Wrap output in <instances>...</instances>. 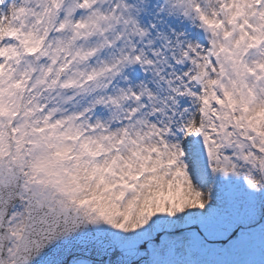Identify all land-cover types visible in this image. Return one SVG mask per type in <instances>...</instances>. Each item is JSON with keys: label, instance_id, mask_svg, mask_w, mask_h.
Instances as JSON below:
<instances>
[{"label": "snow or ice", "instance_id": "snow-or-ice-1", "mask_svg": "<svg viewBox=\"0 0 264 264\" xmlns=\"http://www.w3.org/2000/svg\"><path fill=\"white\" fill-rule=\"evenodd\" d=\"M0 264H264V0H0Z\"/></svg>", "mask_w": 264, "mask_h": 264}]
</instances>
